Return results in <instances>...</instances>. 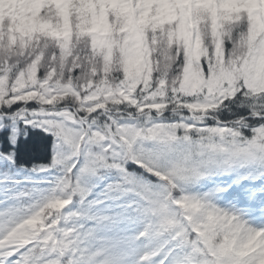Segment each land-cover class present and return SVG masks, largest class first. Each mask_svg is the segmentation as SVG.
<instances>
[{"label": "snow or ice", "instance_id": "obj_1", "mask_svg": "<svg viewBox=\"0 0 264 264\" xmlns=\"http://www.w3.org/2000/svg\"><path fill=\"white\" fill-rule=\"evenodd\" d=\"M256 180L264 0H0V264H264Z\"/></svg>", "mask_w": 264, "mask_h": 264}, {"label": "trees", "instance_id": "obj_2", "mask_svg": "<svg viewBox=\"0 0 264 264\" xmlns=\"http://www.w3.org/2000/svg\"><path fill=\"white\" fill-rule=\"evenodd\" d=\"M42 138L43 133L30 134L27 139H25L23 135L21 136L20 142L18 144V158L26 166L30 167L32 163L46 162L48 154L44 151ZM251 224L253 226H256L253 223Z\"/></svg>", "mask_w": 264, "mask_h": 264}, {"label": "rangeland", "instance_id": "obj_3", "mask_svg": "<svg viewBox=\"0 0 264 264\" xmlns=\"http://www.w3.org/2000/svg\"><path fill=\"white\" fill-rule=\"evenodd\" d=\"M260 181V180H259ZM238 191L241 193V197H242V194H243V189H238ZM260 195V193L258 194V196ZM258 202V201H257ZM248 207V203H247V201H245L243 198H241V199H239V200H237L236 202H235V208H236V210H238V211H243V210H245L246 208ZM245 215H248V216H250V214L249 213H245ZM247 218V217H246ZM257 218H258V216H257ZM248 219V218H247ZM263 222V221H262Z\"/></svg>", "mask_w": 264, "mask_h": 264}]
</instances>
